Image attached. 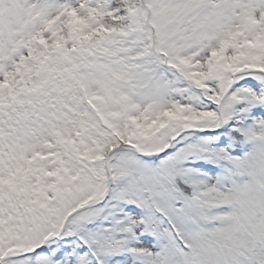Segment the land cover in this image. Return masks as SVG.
<instances>
[{
    "label": "snow or ice",
    "instance_id": "1",
    "mask_svg": "<svg viewBox=\"0 0 264 264\" xmlns=\"http://www.w3.org/2000/svg\"><path fill=\"white\" fill-rule=\"evenodd\" d=\"M0 264H264V0H0Z\"/></svg>",
    "mask_w": 264,
    "mask_h": 264
}]
</instances>
